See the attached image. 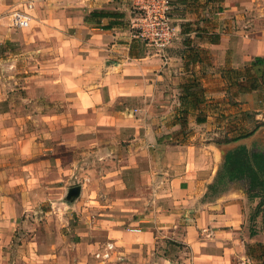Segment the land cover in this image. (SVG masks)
Returning a JSON list of instances; mask_svg holds the SVG:
<instances>
[{
	"label": "crops",
	"instance_id": "obj_1",
	"mask_svg": "<svg viewBox=\"0 0 264 264\" xmlns=\"http://www.w3.org/2000/svg\"><path fill=\"white\" fill-rule=\"evenodd\" d=\"M137 1L0 0L36 21L29 33L14 29L21 37L3 35L45 46L52 66L63 69L56 80L65 77L66 86L50 94L53 113L94 111L99 133L110 137L102 146L124 149L121 181L130 168L156 195H182L174 209L159 206L136 227L99 219L117 252L93 259L98 240L84 236L73 264H264V228L252 234L246 189L235 182L244 179L227 177L216 191L227 156L264 137V0H173L177 35L163 54L135 36ZM7 24L2 19L0 37L3 26L13 29ZM42 57L35 64L47 62ZM36 255L61 264L55 250Z\"/></svg>",
	"mask_w": 264,
	"mask_h": 264
},
{
	"label": "rangeland",
	"instance_id": "obj_2",
	"mask_svg": "<svg viewBox=\"0 0 264 264\" xmlns=\"http://www.w3.org/2000/svg\"><path fill=\"white\" fill-rule=\"evenodd\" d=\"M49 5H40L41 11H49ZM0 7L6 13L10 11L9 6ZM33 17L41 22L39 16ZM34 23L30 18L29 28L22 31L29 33ZM5 31L21 37L20 30L3 26L0 95L7 99L0 100V110L10 109V114L0 116V264H45L36 253L53 250L58 262L73 264L75 243L84 236L98 240L89 251L91 258L110 261L117 245L105 239L96 221L117 218L126 226L136 227L139 217L154 216L159 206L174 209L182 195H156L150 183H144L139 173L130 168L123 169L121 181V172L116 170L121 169L118 162L124 156L122 145L117 147L110 141V148L102 146L110 137L99 133V118L94 111L73 116L63 111L53 113L55 101L50 94L66 86L62 82L65 77L61 82L56 80L57 69L59 74L63 69L52 66L44 53L45 46L43 51L32 40H11L3 35ZM41 56L47 61L42 66L35 64ZM60 105L59 102L62 108ZM83 128L90 131L84 133ZM262 139L251 149L264 147ZM235 182L246 189V216L255 234V230L264 228V198L249 196L261 193L259 187H251L250 181ZM226 185L227 182L216 191ZM109 242L114 245L112 255L97 256Z\"/></svg>",
	"mask_w": 264,
	"mask_h": 264
},
{
	"label": "built area",
	"instance_id": "obj_3",
	"mask_svg": "<svg viewBox=\"0 0 264 264\" xmlns=\"http://www.w3.org/2000/svg\"><path fill=\"white\" fill-rule=\"evenodd\" d=\"M136 6L137 15L133 18L135 36L163 54L177 35L172 14L173 0H138ZM5 18L10 28L20 29L29 25L31 15L21 9L10 10L8 13L0 9V23ZM113 250L114 245L109 242L97 252V256L109 258Z\"/></svg>",
	"mask_w": 264,
	"mask_h": 264
},
{
	"label": "trees",
	"instance_id": "obj_4",
	"mask_svg": "<svg viewBox=\"0 0 264 264\" xmlns=\"http://www.w3.org/2000/svg\"><path fill=\"white\" fill-rule=\"evenodd\" d=\"M224 180H219L220 186L229 182L227 177H240L248 180L251 187H259L261 193L249 194L250 197L261 196L264 198V147L256 149L246 148V152L227 156L226 167L223 169Z\"/></svg>",
	"mask_w": 264,
	"mask_h": 264
}]
</instances>
